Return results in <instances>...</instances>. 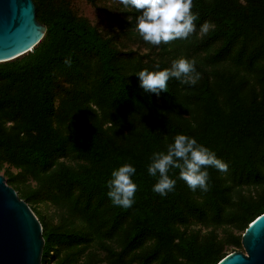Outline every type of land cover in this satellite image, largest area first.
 <instances>
[{"label": "trees", "instance_id": "16d2710c", "mask_svg": "<svg viewBox=\"0 0 264 264\" xmlns=\"http://www.w3.org/2000/svg\"><path fill=\"white\" fill-rule=\"evenodd\" d=\"M193 2L196 32L162 43L158 60L144 62L66 0H32L42 39L0 63V169L17 171L5 169V183L24 203L60 210L51 225L32 209L41 264H216L239 250L246 226L264 213V0ZM140 14L127 8L121 20L138 42ZM205 21L215 28L201 34ZM180 48L201 78L195 85L173 78L168 92L146 93L137 74L170 68ZM181 134L213 151L228 171L207 168L209 190L193 192L173 168L175 190L162 197L153 191L159 174L147 169ZM126 163L138 186L130 208L107 196L111 173ZM27 179L33 189L22 185ZM196 225L209 230L190 229Z\"/></svg>", "mask_w": 264, "mask_h": 264}, {"label": "clouds", "instance_id": "9594fccd", "mask_svg": "<svg viewBox=\"0 0 264 264\" xmlns=\"http://www.w3.org/2000/svg\"><path fill=\"white\" fill-rule=\"evenodd\" d=\"M124 8L134 9L142 14L136 17L135 30L142 39L159 46L178 39H188L197 30L196 21L199 14L193 12V0H118ZM131 22V17H129ZM215 28V24L205 21L200 26L201 34H207ZM66 63L71 66V61ZM157 67H159L157 65ZM137 76L140 87L146 93L157 96L161 92H168V82L175 78L184 84L195 85L201 78L195 67V61L186 58L174 60L170 68L160 71L144 69ZM213 167L225 173L228 164L218 159L216 154L207 147L198 144L196 139L186 135H177L174 142L169 144L167 151L154 153L148 166V174L157 176L158 182L153 191L162 197L175 190L176 180L170 178L169 171L179 169V179L186 182L189 189L207 192L210 173L207 168ZM136 169L131 164H124L111 173L107 182V196L115 206L130 208L135 202L138 191L133 181Z\"/></svg>", "mask_w": 264, "mask_h": 264}, {"label": "water", "instance_id": "95a60500", "mask_svg": "<svg viewBox=\"0 0 264 264\" xmlns=\"http://www.w3.org/2000/svg\"><path fill=\"white\" fill-rule=\"evenodd\" d=\"M44 32L32 0H0V63L31 52ZM43 245L40 223L0 176V264H41ZM240 246L216 264H264V213L246 226Z\"/></svg>", "mask_w": 264, "mask_h": 264}, {"label": "rangeland", "instance_id": "374dc122", "mask_svg": "<svg viewBox=\"0 0 264 264\" xmlns=\"http://www.w3.org/2000/svg\"><path fill=\"white\" fill-rule=\"evenodd\" d=\"M66 1L68 2L70 8L77 16H81L85 18L90 23V25L95 27L104 36L115 38L116 40L115 43L117 45H120V47H122L124 51L130 50L132 52H135L139 56H143L142 60L144 62H146L147 59L158 60L159 57L156 55V53L159 50L158 46H153L151 43H147L145 41H141V42L133 41L125 35L126 28H122L123 24L121 23V20L123 18L122 11L127 8H124L122 5H120L118 3V0L98 1L95 3L94 6L87 4L84 0H66ZM127 19H129V17H127ZM119 32L121 34H119ZM177 52L179 53L177 57L180 58L184 57V51L182 48L178 49ZM5 169H7L5 166H3L2 169H0V176H2L4 181L6 182L7 177L5 174ZM7 171L11 175H15L17 173L16 170L11 168H8ZM22 185H28L30 188L32 189L34 188V183L28 179ZM21 188L22 186H20V189ZM247 189H248L247 187L242 188L244 193L251 192L252 190V189H248V190ZM19 191L20 190L18 191L14 190L17 197L19 195ZM27 207L30 209L31 212L32 209L38 212V214L42 216V218L47 223L51 225H55L59 223L60 210L50 205L49 203L37 201L33 206L30 207L29 205H27ZM190 229L199 230L200 234H204L209 230L208 228L204 229L203 227H200L198 225L192 226ZM214 232L217 235L222 236L220 228L215 229ZM235 251H242L241 246L239 250H235ZM95 253L98 255L100 259L103 257V254L101 252L96 251Z\"/></svg>", "mask_w": 264, "mask_h": 264}]
</instances>
